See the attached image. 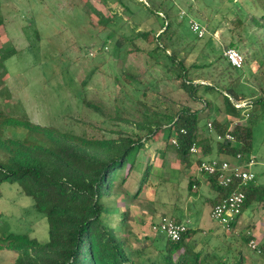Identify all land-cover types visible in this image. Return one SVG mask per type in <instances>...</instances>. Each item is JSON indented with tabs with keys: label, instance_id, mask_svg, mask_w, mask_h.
Here are the masks:
<instances>
[{
	"label": "rangeland",
	"instance_id": "1",
	"mask_svg": "<svg viewBox=\"0 0 264 264\" xmlns=\"http://www.w3.org/2000/svg\"><path fill=\"white\" fill-rule=\"evenodd\" d=\"M150 1L161 4L162 8L171 1L177 8L178 20L186 24L189 37H196L188 26L189 20H194L204 30L200 43L210 39V47L192 52L187 64L214 61L220 54L223 56L225 48L233 42L244 63L242 76L230 69V81L235 80L253 90L254 97L264 95V66L261 72L251 71L255 66V63L251 64L252 59L256 63L264 61V0ZM137 2L150 3L149 0H123L129 8V12H125L117 0H0V59L5 58L0 64V114L13 118L25 116L33 124L78 136L109 139L115 138L121 130L144 135L139 133L136 125L145 116H161L173 106L201 109L202 102L191 101L178 88L173 76L149 56L153 35L159 32V27L152 23L151 17ZM94 9L104 17H111L112 22L106 26L99 24ZM136 29L149 31L147 39L137 37ZM114 42L125 46L119 58L113 49ZM210 49H215L216 53H209ZM121 68L135 75L137 81L124 85ZM192 74L202 79L197 82L207 83L203 81L207 77L204 71H193ZM214 81L219 85L225 84L217 74L210 77V82ZM221 92L219 86L198 93L199 98L210 103L201 114L198 126L200 142L211 139L208 123L216 120L224 124L228 120L220 99ZM82 98L90 106L84 105ZM245 101H249L248 98ZM248 110L254 117L248 155L256 162L253 166L256 185L264 186V106L251 105ZM239 121L245 124L242 119ZM24 135L23 129L4 126L0 122L1 140L23 139ZM163 144L160 139L148 141L128 172L132 162L130 155L127 168L116 170L113 176V181L119 186L121 178L128 174L125 183L120 189L115 188L118 191L114 190L111 198L102 199L106 208L103 218L110 227L114 221L118 223L121 212H127L125 231L119 234L128 240L131 249H144L139 257L144 262L148 256H154L155 248L166 239L165 235L151 231L155 224L152 221L158 216L170 215L172 219H181L189 228L213 223L208 216L207 204L199 197L201 194L195 193V189L187 191L188 172L193 169H182L170 145L168 154L161 156L158 151ZM219 158L224 159L222 156ZM5 159V152L0 149V160ZM148 161L153 163L155 171L147 181L143 172ZM159 166L160 173L156 171ZM139 187H142V192L130 203L132 194ZM262 205L252 203L241 213L235 230L219 229L218 233H225L224 237L217 236L209 241L211 247L218 243L225 248L218 254H222L226 263L234 264L240 256L243 264H264V257L253 253L242 240V236L249 235L248 232L256 244L264 243ZM9 232L26 234L41 243L48 239L46 219L34 210L32 198L23 195L17 183L2 182L0 239ZM201 238L198 237L199 242ZM227 241H230L231 248L226 252ZM3 245L0 241V264H11L15 255L3 249Z\"/></svg>",
	"mask_w": 264,
	"mask_h": 264
},
{
	"label": "trees",
	"instance_id": "2",
	"mask_svg": "<svg viewBox=\"0 0 264 264\" xmlns=\"http://www.w3.org/2000/svg\"><path fill=\"white\" fill-rule=\"evenodd\" d=\"M117 1L122 3L123 11L129 12L123 0ZM149 2V4L137 2L151 17L152 23L159 27V32L153 35V48L149 56L173 76L178 82V88L191 101H200L203 107L193 110L189 106L179 108L173 106L161 116L157 114H154L153 118L145 116V119L136 125L139 133L143 132L144 135L138 136L133 132L121 130L115 138L109 139L78 136L54 127L33 124L25 116L13 118L0 114L2 125L25 131L23 139H0V149L6 154V159L0 160V184L17 183L22 194L32 198L34 210L45 217L48 227V239L44 243L26 234L11 232L3 234L0 239L4 243L3 249L15 255L11 264H228L222 260V254H218L225 248L218 246V243L211 247L210 239L205 237L201 238V241H204L201 244L197 237L202 233L201 230L187 226L179 240L171 241L166 238L163 244L155 248L154 256H148L144 262L139 258L144 249H131L128 240L119 234L120 231H125L127 212H121L122 216L118 223L115 221L113 223L114 228L103 218L106 208L102 199L111 198L114 190L118 191L115 188L120 189L128 177V174H125L119 186H116V181H113L115 171L125 166L127 168L128 159L132 155L130 159L132 162L127 170L129 172L138 152L148 141L160 139L164 143V149L170 145L180 165L193 164L197 167L213 149L216 156L234 157L240 154L246 158L251 150L254 121L252 112L248 109L251 105L264 106V95L254 97L253 90L245 88L235 80L230 81V69L241 76L242 70L232 68L221 54L214 61L187 64L186 60L190 54L207 49L210 39L200 43L201 39L189 37L187 32L189 30L183 21L178 20L177 8L171 1H168L166 8L150 0ZM93 12L99 17V24L106 26L112 22L111 17H104L100 11L94 9ZM134 32L142 39L149 36V31L139 32L136 29ZM235 46L236 44L231 42L225 50L229 48L236 50ZM113 49L119 58L125 46L114 42ZM211 52L215 54L216 50L210 49L209 53ZM4 61L5 58L0 59V64L2 65ZM252 63H255L254 68H250L252 73L261 72L264 61L258 60L257 64L255 59H252ZM198 70L207 74L203 79L207 83L197 82L202 79L194 77L192 73ZM120 72L125 80L124 85L135 83L138 79L122 68ZM215 74L220 75L221 82L225 84L210 82V77ZM219 86L222 89L220 99L228 120L224 124L216 120L211 121L212 130L209 131L207 128L211 139L200 142L198 126L201 114L210 103L199 98L198 93ZM247 98L249 101H246L245 108H235L234 103L245 102ZM82 102L90 106L84 98ZM116 119L127 122L121 118ZM240 119L243 121L246 119L245 124L240 123ZM226 134L233 137L234 143L228 140L216 141L214 138L215 135ZM171 139L176 140V146L171 144ZM192 145L197 146L198 154L193 155L189 152ZM158 152H161V156L164 153L163 150ZM152 169L153 163L148 161L143 172V177L147 181ZM206 178L209 188L216 192V197L209 201L212 209L230 193L231 188H220L215 178L211 176ZM193 182L194 178H191L188 183L189 190L193 188ZM141 192L142 187H139L131 199L137 198ZM243 192L245 200L240 213L230 225V232L234 230L241 213L252 203L263 204L264 208V186L252 183L243 188ZM247 234L249 235L242 236V240L248 245L249 241H254V237L248 232ZM224 235L222 234V237ZM229 243L230 241L226 242V252L231 248ZM215 248L219 250L214 251ZM256 248V251H251L264 257V243L256 244ZM234 264H243V259L239 256Z\"/></svg>",
	"mask_w": 264,
	"mask_h": 264
},
{
	"label": "built area",
	"instance_id": "3",
	"mask_svg": "<svg viewBox=\"0 0 264 264\" xmlns=\"http://www.w3.org/2000/svg\"><path fill=\"white\" fill-rule=\"evenodd\" d=\"M189 29L196 35L198 39L204 36V30L201 25L189 20ZM226 62L234 69H241L243 67V56L235 49H226L223 52ZM235 108L243 109L247 106V102L234 103ZM244 113V112H243ZM207 128L212 130V124L208 123ZM216 141H230L234 143V139L230 134L215 135ZM171 144L176 146L175 139H171ZM189 152L193 155L199 153L197 146L192 145ZM229 159H205L197 165V170L200 174L207 177L215 178L217 185L223 189L231 188L230 193L224 197L218 204H216L210 212V218L222 229L229 230L230 225L235 221L237 215L240 213L245 200L243 188L248 187L255 182L256 174L253 171L255 159L251 156L242 157L237 154ZM194 188V187H193ZM186 225L176 223L173 219L163 217L157 223L151 226V231L155 234L165 235L171 241H177L181 235L186 231ZM250 250L256 251V243L251 240L248 243ZM259 253V251H257Z\"/></svg>",
	"mask_w": 264,
	"mask_h": 264
},
{
	"label": "crops",
	"instance_id": "4",
	"mask_svg": "<svg viewBox=\"0 0 264 264\" xmlns=\"http://www.w3.org/2000/svg\"><path fill=\"white\" fill-rule=\"evenodd\" d=\"M161 150H163L164 151V153H163V157H164V155L166 156L167 154H168V150L167 149H164V146L162 147V149ZM173 151V150H172ZM216 154H215V151H214V149L212 150V152L209 154V155H207L206 156V158L205 159H212V158H210V156H215ZM220 156H222V157H224V159H229V160H231L232 161V159H231V157H225L224 155H218V156H216L215 158L216 159H220L219 157ZM176 159V158H175ZM214 159V158H213ZM224 159H220V160H224ZM163 165H164V163H163ZM163 165L161 164V166L163 167ZM179 165V164H178ZM182 167V169H184L185 171H187V167H191L192 169H193V171L192 172H190L191 173V177H190V173L188 172V175H189V178L191 179V178H194V182H193V187L194 188H192L191 190H189L188 189V187H187V191H188V193H189V191H193L194 189V192L195 193H200L201 195H199V197H200V199H202V200H204V202H205V204H207V206H208V216H209V219H210V221H212L213 223L212 224H207L206 226H202V225H196V227H194V228H199L200 230H201V232L202 233H199L198 234V236L197 237H205V238H208V239H213V238H216L217 236L218 237H220V236H222V234H219L218 233V230L219 229H222V228H220L213 220H211V218H210V215H209V213H210V205H209V201L210 200H212V199H214L215 197H216V192H214L213 190H211L210 188H209V184H208V182H207V178H206V176L205 175H203V174H200L199 172H198V170H197V167L195 166V165H182L181 166ZM159 169L158 170H156L158 173H160L161 172V168H160V166L158 167ZM155 171V166L153 165V169H152V173ZM256 174V173H255ZM255 181H256V179H255ZM254 184L256 185V183L254 182ZM128 195V194H127ZM133 195V194H132ZM139 196V195H138ZM138 196H137V198H138ZM137 198H135V199H132L131 200V202L130 203H132L134 200H136ZM128 206V205H127ZM126 206V207H127ZM163 217H169V218H172L170 215L169 216H166V215H162V216H158L155 220H153L152 221V223H157L161 218H163ZM153 218V217H152ZM151 218V216H150V219H152ZM173 220H175L176 222H179V223H182V224H184V221H182L181 219H173ZM238 221H239V219H238ZM151 223V224H152ZM235 227H236V225H235ZM209 230H211V231H209ZM223 230V229H222ZM234 230H235V228H234ZM212 232V233H211ZM225 234V233H224Z\"/></svg>",
	"mask_w": 264,
	"mask_h": 264
},
{
	"label": "water",
	"instance_id": "5",
	"mask_svg": "<svg viewBox=\"0 0 264 264\" xmlns=\"http://www.w3.org/2000/svg\"><path fill=\"white\" fill-rule=\"evenodd\" d=\"M202 84H204L203 82H201ZM231 101L233 102V99H231Z\"/></svg>",
	"mask_w": 264,
	"mask_h": 264
}]
</instances>
